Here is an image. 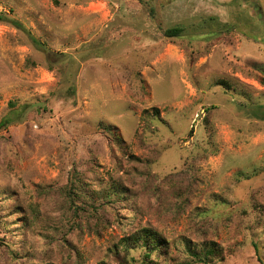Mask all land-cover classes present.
Returning <instances> with one entry per match:
<instances>
[{"label":"rangeland","instance_id":"obj_1","mask_svg":"<svg viewBox=\"0 0 264 264\" xmlns=\"http://www.w3.org/2000/svg\"><path fill=\"white\" fill-rule=\"evenodd\" d=\"M7 117L0 264H264V0H0Z\"/></svg>","mask_w":264,"mask_h":264},{"label":"trees","instance_id":"obj_2","mask_svg":"<svg viewBox=\"0 0 264 264\" xmlns=\"http://www.w3.org/2000/svg\"><path fill=\"white\" fill-rule=\"evenodd\" d=\"M183 29L181 27H174L167 31H165V35L167 38H178L181 36ZM74 91V89H73ZM75 92V91H74ZM19 112V111H17ZM9 122V117L2 121L0 124V130L7 126ZM107 130L108 134L116 137L117 131L112 128H104ZM75 185V183H73ZM72 185V186H74ZM65 191H68V194H64L65 197H70L75 194V197L79 199L77 193H73L74 189L64 188ZM82 191V190H81ZM70 207L73 208L76 212L77 207H74V203H70ZM123 252L126 253L122 258H120V264H132L135 262V258L130 255L132 252H135L139 249H146L145 257L151 256L154 251L161 250V248H166L168 245L165 243V240L161 238L155 231L150 228H143L141 231L134 233L131 237H125L122 240ZM259 249V248H258ZM221 254L219 246L214 241L205 242L202 246V249L193 248L192 256L190 261L193 263H201V264H210L214 259L219 257ZM120 252L117 253V257L119 258Z\"/></svg>","mask_w":264,"mask_h":264}]
</instances>
